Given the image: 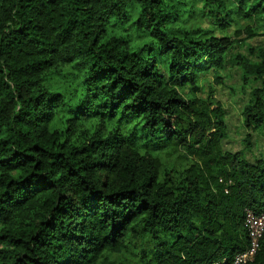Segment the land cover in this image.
Returning a JSON list of instances; mask_svg holds the SVG:
<instances>
[{
  "label": "trees",
  "instance_id": "16d2710c",
  "mask_svg": "<svg viewBox=\"0 0 264 264\" xmlns=\"http://www.w3.org/2000/svg\"><path fill=\"white\" fill-rule=\"evenodd\" d=\"M189 1L221 31L245 24L184 28ZM259 35L264 0H0V264H227L244 250L243 210L264 211V156H245L264 127V47L229 56L242 90L259 82L241 151L221 148L213 87L228 50ZM246 264H264V232Z\"/></svg>",
  "mask_w": 264,
  "mask_h": 264
},
{
  "label": "rangeland",
  "instance_id": "374dc122",
  "mask_svg": "<svg viewBox=\"0 0 264 264\" xmlns=\"http://www.w3.org/2000/svg\"><path fill=\"white\" fill-rule=\"evenodd\" d=\"M229 4L230 0H225ZM188 14L180 17L179 24L184 28H200L203 30H210L214 36L228 35L230 36L234 30V25L242 28L245 24L243 21L234 20L227 30L221 31L215 26L211 18L206 16L205 10L201 9V5L196 3L192 5L188 3ZM243 33L239 35V39L243 38ZM264 47V36H256L251 39H246L243 44H234L226 53L225 63L223 69L220 71L222 84L213 87L215 100H217L224 112L225 121V138L221 141V148L224 152H236L243 150L242 140L244 137V130L240 126V111L242 107L249 100L250 90L258 87L259 82L252 79L247 86L242 90L240 81V70L229 62V56L239 53L247 57L251 62H255L256 58L253 54L248 52L247 48L256 51ZM211 75L207 73L202 77V85L204 88L210 83ZM203 97V96H201ZM250 149L245 152L248 161L252 162L255 159L264 156V127L250 136Z\"/></svg>",
  "mask_w": 264,
  "mask_h": 264
},
{
  "label": "built area",
  "instance_id": "2783aa9c",
  "mask_svg": "<svg viewBox=\"0 0 264 264\" xmlns=\"http://www.w3.org/2000/svg\"><path fill=\"white\" fill-rule=\"evenodd\" d=\"M244 227L247 234V247L235 253L227 264H246L253 260L256 253L258 242L264 232V211L254 213L249 209L243 210ZM213 264H224V260Z\"/></svg>",
  "mask_w": 264,
  "mask_h": 264
}]
</instances>
